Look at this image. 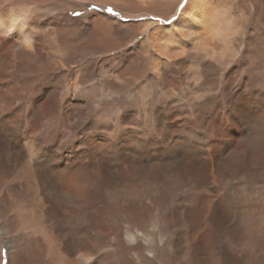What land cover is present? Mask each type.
Listing matches in <instances>:
<instances>
[{
	"label": "bare ground",
	"instance_id": "6f19581e",
	"mask_svg": "<svg viewBox=\"0 0 264 264\" xmlns=\"http://www.w3.org/2000/svg\"><path fill=\"white\" fill-rule=\"evenodd\" d=\"M0 1V89L4 90V95L0 96V118L7 117L12 110H16L15 112L21 110L16 105L18 100L20 102L31 98L34 100L36 88L40 85L37 82L38 79L43 78L45 81L54 68L66 67L62 59L56 58L62 51L70 52L81 46L86 49L89 47V50L82 51V56H87L100 48L107 51L119 49L127 41L139 35L144 27L154 25L150 33L151 45L147 46L143 42L138 56L131 61L123 58L119 60V75L117 74L118 80L114 86L116 91L122 92L126 87L137 85L148 73L147 65L150 64L151 72L162 85L166 96L178 97L182 83L188 87V92L194 93L195 109L193 111L189 108L183 109L178 101L173 99L166 102L165 106L168 109L166 113L161 111L165 114V118H172V121L180 116L193 115L204 131L216 132L217 140L212 145L211 153L213 157L223 152L226 149L225 142H228L229 153L237 155L247 153V159L252 161L251 164L253 163L254 167L259 165L260 159L257 153L259 141L253 135L264 132V99L261 98V93L247 90L254 88L253 83H258L260 77L264 75V0H197L193 12L186 18V23L192 26L182 27L178 40L170 39L172 35L170 26L143 22L134 25L125 23L120 28L114 29L112 21L95 15L92 16V27L80 35L77 41H71V37L77 33L78 29L67 25L70 24L69 21H66L67 26H65L58 19L50 17L49 12L52 9L67 5L69 1L93 5L115 4L133 12L149 11L169 19L174 9H178L177 4L180 0ZM38 9L44 10L37 12ZM178 12L179 16L183 15L181 10H176V13ZM101 71L104 72V70ZM79 72L81 71L75 73L74 86L80 78ZM245 73L248 74V78H245ZM15 79H21L19 88L15 91L8 90L6 85L8 83L12 85L11 82ZM225 91L229 92V97L226 99V103L230 106L228 111L224 110L225 104L220 101V96ZM54 92V87L46 88L39 100L32 104L38 105V107L35 106L38 109L44 107L49 112L48 115H55V111L52 110L55 106L52 102ZM84 107L90 109L89 104L86 102L83 105L80 99L77 100L76 95L70 96L64 103L63 110L66 114L67 126L74 132L85 128V123L90 118L83 114ZM251 121L255 123V126L250 125ZM242 125H246L245 129H239ZM172 129L173 125L170 122L165 123L163 130L167 136H171ZM233 129H239V132L236 133ZM90 130V133L96 135L99 128L94 127ZM251 130L254 132L253 135ZM262 134L264 136V133ZM90 137L92 139L88 138L91 140L89 142L91 152L77 148L47 149L27 132L18 136L17 142L22 143L23 146L20 149L15 145L16 147L12 150H7L4 142L0 143V188L4 187L2 190L4 198L0 199V224H2L0 226L4 236H10V232L19 231L24 227L32 228L33 232L37 233L21 234L16 240L13 237H9L10 239L7 237L11 250L9 264H157L156 259L163 264H185L187 252L185 247L180 245V240L177 239L178 242H176V255H170L167 252L166 235L162 233L158 225L151 224V218L148 215L144 216L143 213L147 210L151 211L152 207L145 203L132 202L134 200H128V197L123 196V193L131 192L134 182L139 184L151 177L155 184L164 186L168 183L169 187L174 176L185 185L199 188L196 208L185 214L186 220L192 222V226H195L196 221H203L204 225L205 222H214L217 225L215 232L219 235L223 233L231 214L224 209L223 201L215 198L214 183L219 179L214 177L208 164L203 166L196 162H185L182 165L180 156L175 155L176 160L172 159L166 164L159 165V168L152 167L145 176L137 174V177L133 178L130 174L132 173L133 176L134 173L130 163L135 159L133 160L128 153L131 149V145L127 146L131 142L128 141L130 139L128 135L125 136L126 142L120 141L121 145H117V142L107 135L103 141L97 137ZM108 140H111L110 144ZM98 147H104L106 151L97 153L95 149ZM118 148L125 149L117 159L122 162L124 168L120 170L117 165L116 176L104 174V169L97 165L99 156L104 157L106 154L113 153L111 157L114 158L118 155ZM89 156L92 158L91 163L86 162ZM157 157L156 155L155 159ZM141 165L139 168L143 167V164ZM233 166L227 168L230 170ZM54 169L60 174L56 178ZM164 170H171L172 178H165ZM16 182H21L25 186L16 185ZM148 182L146 181V184ZM8 192L21 197L22 203L19 201V204L24 210L21 213L14 212L7 226L2 223V218L11 213L9 205L13 203L8 198L10 194ZM118 193L121 194V198L116 201L115 197ZM156 198L158 197L152 196L150 199L154 202ZM6 199L10 202H6ZM66 204H74L77 213H81L90 205L91 222L87 219L89 223L87 222L80 231L70 232L64 227L66 218L63 217V210ZM136 209L140 210L139 219L134 213ZM256 215L259 217L260 210ZM76 220L77 218L74 222ZM175 220L180 223L182 219L179 215H175L174 222ZM57 225L58 228H56ZM257 237H259L257 223L249 229L240 231L238 237L233 234L224 245L225 257L226 255L231 257V264L234 261L251 259L256 264L255 260L263 254L262 247L255 242ZM27 244L30 245L29 250L32 254L28 256L31 258H27L24 251V245ZM102 245L108 248L103 254L99 253ZM190 246L194 254V264L214 262L211 255L214 247L209 248L208 252L211 253H206L204 247L200 246L195 239ZM74 249L76 250L73 251ZM34 250H38L36 255L33 254ZM49 250H51V256L48 255ZM0 264H2L1 252ZM226 264H228L227 261Z\"/></svg>",
	"mask_w": 264,
	"mask_h": 264
},
{
	"label": "rangeland",
	"instance_id": "374dc122",
	"mask_svg": "<svg viewBox=\"0 0 264 264\" xmlns=\"http://www.w3.org/2000/svg\"><path fill=\"white\" fill-rule=\"evenodd\" d=\"M182 3L183 0H180V2L177 4L178 7L176 6L178 9H174L173 15L179 16V12L176 13V10L180 11V5ZM94 6L95 7H93V4L91 3L89 4L85 2L81 3L69 1L67 5H61L60 7L52 9L49 12V16L58 19L65 26L70 25V27L78 29L76 31L77 33L74 34L73 37H71V41L79 40V37H81L80 35L84 34L86 31H88V29H90V27H92V16L94 17L95 15H100L104 19H109L110 21H112V26L114 29L120 28L121 26H123L122 24L125 23L134 25L141 24L143 22H155L157 25L161 26L162 24L159 23V20H168L156 14H152L149 11L133 12L121 8L119 5L115 4H99ZM108 9H112V12H109ZM38 10L37 12H42L44 9ZM74 12L82 13V15H72V13ZM154 17H158L159 20L154 19ZM66 21H69L70 24L66 25ZM85 28L87 30H85ZM153 28L154 25L144 27L139 35L135 36V38H133L131 41H127L125 45L119 49L107 51L100 48L97 52H93L87 56H82V51L84 52V50L86 51L90 48L87 47L86 49L84 46H81L76 48L75 51L70 50V52H66L65 50L59 53L58 57L56 58L62 59L64 61V64L66 63V67L63 69L59 67L54 68V71L49 74L45 81H43V78L41 80L38 79L37 82L40 85H38L36 88L34 100L31 98L26 99L24 102H20L19 100L16 102V105L19 106L21 110H23L20 115L23 117H27L28 126L21 129L20 126L15 122L9 121V123L12 125L13 130L6 133V138L3 139L4 147L7 150H12L16 146L19 149L22 148V143H18L17 141L19 140L17 139L18 136H20L23 132H27L30 136L39 140L42 146H45L47 149L56 150L59 148H63L64 150H68L77 148L80 150L91 152L92 148H90L89 142H91L90 139H92V137L90 136H93L94 138L97 137V139L102 141L107 137H111L113 141L117 142V145H121L120 141L122 140L123 142H126L125 136L128 135V138H130L128 139V141H131L130 144H127V146L131 145V149L129 150L130 152L128 153H130L133 160L135 159L130 163L134 172L133 176L132 173H130L131 177L133 178L137 177V174H143L145 176V174L149 172L152 167L159 168V165L166 164L172 161V159H175V155L180 156L179 159L182 161L180 164L182 165L185 162H196L197 164H202L203 166L208 164L209 168L214 173V177L219 179L214 183L215 198H220L223 201L224 209L231 214L230 219L224 226L225 228L221 235L215 232L217 225L214 222H205L204 225L203 221H196L195 226H192V222L186 220V215L196 208L197 200L199 197L198 192L200 190L199 188L192 187L189 184H183L180 179L173 176V172L171 170H164L165 178L168 179L172 178L173 176L172 182H175L176 184L171 182V185L169 187L168 183L164 184V186L155 184V182L152 181L151 177V179L149 178L148 180L140 182L141 184H137L136 182H134V188L131 189V192H129L130 195L127 191V193H123V196L128 197V200H134L132 202L145 203L149 207H152L151 211L147 210L143 214L144 216L148 215V217L151 218V224L158 225L160 229H162V233L166 235L165 237L167 239V245L169 247H167V252L170 253V255H176V242H178L177 239H179L180 242L181 240L184 241L183 246L185 247V251L187 252L184 260L185 264H194L195 262L193 251L190 248V245H192L194 239L200 243V246L204 247L203 249H205L206 253H211L208 252L209 248L214 247V250L211 253V255H213L212 258L214 262L211 261V263L209 262V264H226L225 252L223 249L224 245H226L228 242V238L233 236V234L235 237H238L240 231L249 229L253 225L255 226L256 223L257 233L259 234V237L255 239V242L257 245L262 247L263 254H261L260 257L255 261H257L256 264H264V136L262 134L264 132L261 131L260 133L253 135L254 132L251 130V134L253 136H256V140L259 141L258 146L260 147H258L257 150L260 160H258L259 165L256 167H254L255 165L253 163L251 164L252 161L250 159H247V153L243 152L239 153L238 155L235 153H229L227 147L228 142H225L223 139L220 140L226 143V149H224V151L219 154L221 156L218 155L217 157H213L211 155L213 151L212 145L214 144V141L217 140V135L214 130L211 132L204 131L198 119L193 115L180 116L181 118L178 117L172 121V118H165L164 113H166V110H168L167 106H165L166 102H170V100L173 99H176L180 107H182L183 109L189 108V110L192 111L195 109L193 104L194 93L188 92V87L185 84H181L178 97L173 95L166 96L163 93L162 85L153 76L151 72L152 67L149 64L150 66L147 65L148 73L140 79L141 81L137 85L133 87H126L125 91L122 92H118L116 91V88H114L116 80H118L117 74L119 75V60L123 58L124 60L126 59L131 61L134 57L138 56V54L141 53L140 46L143 42L146 43L147 46H150V33ZM73 59L75 60L74 62ZM101 70H104L105 73ZM78 71H81L78 73L80 78L77 81L78 83L74 86L73 84L75 81V73H77ZM245 78H248V74L246 73ZM11 84L12 85L8 83L6 87L8 88V90L11 89L15 91V89L19 88L21 79L12 80ZM253 84L255 85L254 88L248 89L247 91H255L259 94L261 93V98L264 99V75L262 76V78L260 77L258 83ZM51 87H54L55 89L52 100L55 105L54 108H52V110L55 111V115L53 116L48 115L49 112L46 111L44 107L41 106L42 108L38 109V105H35L37 107L33 105L34 103H36L37 99L39 100V97L42 96L41 93L44 92L46 88ZM228 93L229 92L225 91L220 96V101L225 104L224 110L226 111L230 110V106L226 103V99L229 97ZM73 95H76L77 100L80 99L83 105H85L87 102L90 106V109L84 107L83 110V114L89 116L90 118L87 123H85V128L80 129L82 131L76 130L74 132L67 126L66 123L67 118L63 110L64 103L67 98ZM162 110L164 113L161 112ZM15 111L16 110L10 111L7 114V117L11 116V114ZM169 122L173 125L171 134L173 138H171V136H167V133L165 132V130H163L165 123L167 124ZM111 124H115L120 129L121 134L119 136L116 133H112L111 129L107 127ZM250 125L255 126V123L251 121ZM92 126L99 128L98 134L95 135L94 133H90V128H94ZM159 127L161 130L159 129ZM245 127L246 125H242L239 129H245ZM239 129L233 130L237 133L239 132ZM233 136L237 137L236 134H233ZM119 149L120 148H118V155L114 157L116 158L115 160L113 157H111L113 156V153L106 154L104 157L99 156V162L97 165L101 166V169H104V174L116 176L118 173V168H120V170L124 168L122 162L120 160L118 161L117 159L125 149ZM93 154L91 155L92 157ZM156 155L158 156L157 159H155ZM89 157L86 161L87 163H91L92 161V158ZM242 158H244V160H241ZM139 162L143 164L142 168H139L140 166H142ZM182 165L179 167L181 168ZM230 166L233 167L229 170L228 168H230ZM232 169L234 170V172ZM54 171V177L56 178L57 175L60 174L58 173V170L54 169ZM128 177H130V175H128ZM146 181L150 182L146 184ZM9 183L13 182L9 181ZM16 185L23 186L24 184H22L21 182H16ZM6 186L8 187V184H6ZM137 187H139V189ZM154 189L156 190V194L154 193ZM2 190H4V187L0 188V199L4 198ZM195 192L197 193L192 194ZM120 195V193L117 194V197H115L116 201L117 199L121 198ZM135 195L138 199L135 197ZM152 196L158 198L154 199V202H152V200L150 199ZM8 198L11 199L13 203L9 205L12 214L9 213L2 218V223L6 225L10 217L14 215V212L21 213L24 210L21 207V204H19L21 197H17L13 193H10ZM160 199L161 201H159ZM150 201L152 203H149ZM6 202H10V200L6 199ZM20 202L22 203V201ZM58 203L60 204V202ZM76 209L77 208H75L74 204H66L65 210H63V217L66 218L64 227L69 229L70 232L80 231L82 227L85 226V224L88 222L87 219H89L90 205H88L87 208L81 211V213H77ZM255 210L256 213H258V211L260 210L259 217L258 215H256ZM185 211L187 212L185 213ZM134 213L137 218H140L139 209H136ZM134 213L132 212L133 215ZM175 215H179V217L183 221L184 227H181V222L179 223L176 220L174 222ZM76 218L77 220L76 222H74ZM157 218L161 219L158 220ZM161 220L164 222L166 221L165 223L167 224H165L164 222V224L161 223ZM89 222H91V219H89ZM184 222H186V224ZM164 226L166 228H164ZM186 227L187 229H185ZM56 228H58V225ZM33 231L34 230L32 228L24 227L20 228L19 231L10 232V236L7 237H13L16 240L21 234H37ZM185 232H188V235L185 234ZM187 236H189V238ZM7 237L4 236L3 230L0 226V252L2 264H5V262L6 264H9L11 260V250L8 244L10 242ZM204 242L206 244H204ZM28 243H30V241ZM24 247V251L28 258V255L32 254L31 250H29L30 245L27 244L24 245ZM39 247L42 249L41 246ZM75 250L76 249H74L73 251ZM107 250L108 248L103 247L102 245L100 246L99 253L103 254ZM37 253L38 250L33 251L34 255H36ZM48 255L51 256V250H49ZM158 260L159 259L155 260L157 264H163L160 260ZM251 261L252 259L238 260L234 261L233 264H254V261Z\"/></svg>",
	"mask_w": 264,
	"mask_h": 264
},
{
	"label": "snow or ice",
	"instance_id": "6c2138e0",
	"mask_svg": "<svg viewBox=\"0 0 264 264\" xmlns=\"http://www.w3.org/2000/svg\"><path fill=\"white\" fill-rule=\"evenodd\" d=\"M196 2L197 0H191V3H190V0H183V3L180 5V10L183 12L182 16L173 15L172 18L168 20H159L158 17H154V19L159 20V23L162 25L170 26L172 30V35L170 39L178 40L180 39V35H178L180 34V29L182 27L192 26L191 24L186 23V18H188L189 13L193 12V7L196 4ZM93 7L95 6L93 5ZM108 11L112 12V9H108ZM72 15L80 16L82 15V13L74 12L72 13ZM3 95H4V90L0 89V96H3ZM22 111L23 110H18L17 112H13L11 116L9 117L0 118V143H2L3 139L6 138V133L13 130L12 125L9 123V121H13L16 124H18L21 129L26 128L28 126L27 117H23L20 115ZM107 127L111 129L112 133H116L118 136L121 134L120 129L115 124L108 125ZM107 142L110 144L111 140H108ZM95 151L97 153H103L106 151V148L98 147L95 149ZM181 227H184L182 220H181ZM180 244L181 246H183L184 241L181 240ZM225 259L228 262V264H231L230 256L226 255Z\"/></svg>",
	"mask_w": 264,
	"mask_h": 264
}]
</instances>
